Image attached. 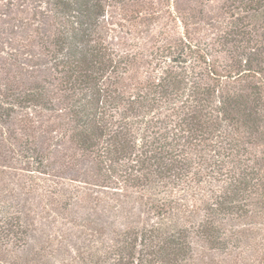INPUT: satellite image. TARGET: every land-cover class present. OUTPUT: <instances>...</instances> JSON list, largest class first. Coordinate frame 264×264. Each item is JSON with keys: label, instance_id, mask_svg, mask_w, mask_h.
Returning <instances> with one entry per match:
<instances>
[{"label": "trees", "instance_id": "trees-1", "mask_svg": "<svg viewBox=\"0 0 264 264\" xmlns=\"http://www.w3.org/2000/svg\"><path fill=\"white\" fill-rule=\"evenodd\" d=\"M112 1L47 0L57 27L46 48L69 137L100 187L132 192L154 220L79 261L196 264L193 231L211 251L264 264V0H226L228 23L210 41L194 39L185 15L182 34L135 51L107 42ZM14 96L19 108L53 109L46 86ZM21 229L0 208V243Z\"/></svg>", "mask_w": 264, "mask_h": 264}, {"label": "rangeland", "instance_id": "rangeland-1", "mask_svg": "<svg viewBox=\"0 0 264 264\" xmlns=\"http://www.w3.org/2000/svg\"><path fill=\"white\" fill-rule=\"evenodd\" d=\"M226 0H116L106 7L107 42L117 50H151L183 33L195 17L201 43L228 23ZM47 0H0V208L20 217L22 235L0 255L17 264H83L120 230L154 220L132 192L103 189L92 160L70 139L52 57L56 30ZM46 86L53 109L19 108L14 95ZM131 196V197H130ZM93 229V230H92ZM192 234L196 264H244L211 251ZM247 240L246 260L250 257ZM111 243V242H110ZM9 252V253H8Z\"/></svg>", "mask_w": 264, "mask_h": 264}]
</instances>
